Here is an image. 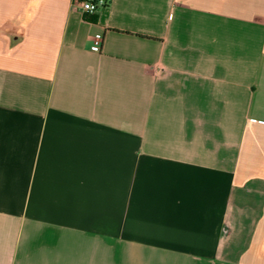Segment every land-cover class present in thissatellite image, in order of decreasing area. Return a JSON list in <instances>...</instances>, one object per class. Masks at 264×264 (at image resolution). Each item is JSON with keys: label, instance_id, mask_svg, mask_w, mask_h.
I'll return each instance as SVG.
<instances>
[{"label": "crops", "instance_id": "crops-1", "mask_svg": "<svg viewBox=\"0 0 264 264\" xmlns=\"http://www.w3.org/2000/svg\"><path fill=\"white\" fill-rule=\"evenodd\" d=\"M74 1L0 0V264H264V0Z\"/></svg>", "mask_w": 264, "mask_h": 264}, {"label": "built area", "instance_id": "built-area-1", "mask_svg": "<svg viewBox=\"0 0 264 264\" xmlns=\"http://www.w3.org/2000/svg\"><path fill=\"white\" fill-rule=\"evenodd\" d=\"M110 3V0H75L74 5L85 16L94 15L102 8H105ZM102 36L95 35L92 50L98 51L101 45Z\"/></svg>", "mask_w": 264, "mask_h": 264}, {"label": "trees", "instance_id": "trees-1", "mask_svg": "<svg viewBox=\"0 0 264 264\" xmlns=\"http://www.w3.org/2000/svg\"><path fill=\"white\" fill-rule=\"evenodd\" d=\"M91 18L94 20V17L93 16H91Z\"/></svg>", "mask_w": 264, "mask_h": 264}]
</instances>
